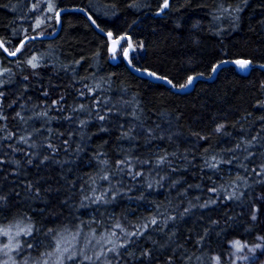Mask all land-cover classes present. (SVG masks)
<instances>
[{
    "label": "trees",
    "instance_id": "16d2710c",
    "mask_svg": "<svg viewBox=\"0 0 264 264\" xmlns=\"http://www.w3.org/2000/svg\"><path fill=\"white\" fill-rule=\"evenodd\" d=\"M167 2L0 0V41L12 53L80 8L175 88L223 61L264 65V0ZM60 23L0 52V226L29 221L35 254L57 232L92 235L83 264H229L231 243L255 246L264 72L228 67L176 94L111 63L81 14Z\"/></svg>",
    "mask_w": 264,
    "mask_h": 264
},
{
    "label": "rangeland",
    "instance_id": "374dc122",
    "mask_svg": "<svg viewBox=\"0 0 264 264\" xmlns=\"http://www.w3.org/2000/svg\"><path fill=\"white\" fill-rule=\"evenodd\" d=\"M56 11H53L54 23ZM126 47L127 43L123 42L120 50L114 54V58L120 60ZM141 52L140 46L136 47L132 44L127 59L130 61L131 58L136 57ZM261 197H264V194L257 197L255 201L257 204L255 214L262 227V233L256 241L257 244L250 247L239 242L240 250L238 251L234 242L231 243L228 254L229 264H264V199ZM21 229L26 231L30 229V234H25ZM0 230L7 232V235H0V264H5V262L6 264H44V261H47V264H83L95 260L93 258L95 248L93 247L94 238L92 235H82L83 233L80 232L76 234L66 231L57 232L53 234L49 247L35 254L34 249L39 242L35 241L33 245L29 244L34 234V228L29 221L14 219L0 226ZM5 244L9 245L8 249L4 248ZM96 255L94 254V256ZM69 256H74V259H68ZM84 257H91V259H84Z\"/></svg>",
    "mask_w": 264,
    "mask_h": 264
},
{
    "label": "water",
    "instance_id": "95a60500",
    "mask_svg": "<svg viewBox=\"0 0 264 264\" xmlns=\"http://www.w3.org/2000/svg\"><path fill=\"white\" fill-rule=\"evenodd\" d=\"M163 8H166L165 6H163ZM79 13L81 14L85 20L89 23V25L92 27V29L98 33L99 35H101L106 43H107V51H108V55L109 56H113L110 59L111 63H115L116 59L114 58V54L116 53L120 43L122 41H126L127 42V47L125 50H127V53H129V51L132 48V42L131 39L127 36H120L117 38H113L112 36H109V33L103 32L101 31L96 24L94 23V21L92 20V18L89 16V14H87V12H85L83 9L80 8H61L58 9L56 11L55 14V30L52 34L50 35H32V36H27L25 38H23L22 40H20V42L17 44V46L15 47L13 53H15V55H11L6 48L4 47V45L2 44V42L0 41V52L9 60H13L17 57L18 53L20 52L21 48L29 43V42H33V41H49L54 39L57 34L60 31V17L63 14L66 13ZM59 14V15H57ZM17 49H19V51H17ZM124 50V52H125ZM122 54V63L124 64V66L127 68V70L129 72H131L133 75L140 77V78H144L146 80H148L151 84H158V85H162L165 88H168L171 90V92L176 93V94H185L188 93L192 90L193 85L197 82V81H202V82H212L217 74L218 71H220L221 69L224 68H233L239 75L245 77L249 74V72L252 69H257L260 71L264 72V65H252L251 63L246 67V68H240L236 63H234L235 61H223L218 63L217 65H215L213 67L216 68V71L211 72V75L209 78H204L203 76L197 75V76H193V82L191 84H189L187 87L184 88H175L172 86V84L168 83V80L165 78H162L156 74H154L153 72H150L148 70H144V69H138L133 67L130 63L129 60L127 59V56H125V54ZM237 61V60H236ZM154 74V75H152ZM188 83V80L186 82V84Z\"/></svg>",
    "mask_w": 264,
    "mask_h": 264
},
{
    "label": "snow or ice",
    "instance_id": "6c2138e0",
    "mask_svg": "<svg viewBox=\"0 0 264 264\" xmlns=\"http://www.w3.org/2000/svg\"><path fill=\"white\" fill-rule=\"evenodd\" d=\"M165 7L168 6V2L167 0H165ZM59 15V14H57ZM109 36H111V33H109ZM17 51H19V49H17ZM11 55H15V53H10ZM125 56H127V50H125L124 52ZM36 57H33L32 60L29 61L30 64H32L33 67H36L37 65L35 63H33V61H35ZM234 63H236L240 68H246L249 64H250V61H247V60H237L235 61ZM213 71H216V68L213 69ZM154 75V74H152ZM193 77H189L188 78V83L185 84V85H181L180 87L181 88H184V87H187L189 84H191L193 82ZM169 84H171L172 82L171 81H168ZM101 119H103V117H101ZM219 131V129H217ZM47 159V157L45 158ZM0 199H3V197H0ZM261 199H264V197H261ZM258 211V210H257ZM253 220H256L257 219V216L255 214V212H253L252 214V217H251ZM22 232H25V234H30V229L29 230H24V229H21ZM0 235H7V232H4L3 230H0ZM17 235H19V233H17ZM234 245L236 246L237 250L239 251L240 250V244H239V241H235L234 242ZM17 247H19V245H17ZM257 247H260V245H257ZM4 248L5 249H8L9 248V245L8 244H5L4 245ZM114 249H110V251H113ZM144 255H147V253H144ZM68 259H74V256H69ZM84 259H88L90 260L91 257H84ZM6 264V262H5ZM44 264H47V261H44Z\"/></svg>",
    "mask_w": 264,
    "mask_h": 264
}]
</instances>
